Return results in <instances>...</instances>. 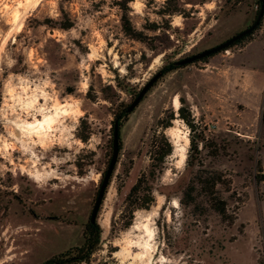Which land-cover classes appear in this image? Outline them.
<instances>
[{"label": "rangeland", "instance_id": "rangeland-1", "mask_svg": "<svg viewBox=\"0 0 264 264\" xmlns=\"http://www.w3.org/2000/svg\"><path fill=\"white\" fill-rule=\"evenodd\" d=\"M260 4L0 0V264L82 244L114 115L158 71L119 128L100 241L77 264H264V11L249 36L163 72L249 27ZM201 170L222 173L225 216Z\"/></svg>", "mask_w": 264, "mask_h": 264}, {"label": "trees", "instance_id": "trees-1", "mask_svg": "<svg viewBox=\"0 0 264 264\" xmlns=\"http://www.w3.org/2000/svg\"><path fill=\"white\" fill-rule=\"evenodd\" d=\"M261 5H263V2H261L260 7ZM125 31H127L128 33H132V28L128 21L125 24ZM245 37H242L241 39ZM173 65L175 64L173 63L171 66L165 67L163 69V72H167L170 69H172ZM126 108L121 109L114 115V119L112 121V131H113V127L115 124H117L118 129H119L120 126L122 125V122L126 119L129 113L126 111ZM263 122H264V115H263ZM166 144L168 145V150L166 153H169L171 152V146L169 142H167V140H166ZM201 172H204L205 174L202 175L199 173V175H197L196 182L205 185V194L208 197V204L210 205V207L213 208L216 212H218L221 216H225V203L221 198L218 197L217 190H216V185L222 183V179H223L222 173L217 172V171H205V170H201ZM142 181L143 180L139 178L137 182L132 186L131 192L138 193L144 190L145 188L142 186ZM146 190L149 191V189H146ZM194 190H195V187L193 185L188 186L183 191L182 197L180 198V202L184 204L193 203L195 199ZM152 200H153L152 197H150L146 200V203H149ZM100 235H101V228L97 222V219L95 222H90V220H88V222L85 225L84 231H83V242L81 245L72 247L63 253L54 255L46 259L45 261L41 262L40 264L87 263L90 260V256L92 255V253L94 252V250L99 244Z\"/></svg>", "mask_w": 264, "mask_h": 264}, {"label": "water", "instance_id": "water-1", "mask_svg": "<svg viewBox=\"0 0 264 264\" xmlns=\"http://www.w3.org/2000/svg\"><path fill=\"white\" fill-rule=\"evenodd\" d=\"M260 1L263 2V0H260ZM263 11H264L263 5H261L254 22L249 27H247L246 29L237 32L236 34H234L233 36H231L230 38H228L224 42H221L220 44H217L211 48H207V49L202 50L198 53H195V54H192V55L187 56L185 58H182L180 60H177L176 62H174V64L176 66H184V65L193 63L195 61H199L202 58L211 56L212 54H215L221 50L226 49L230 45L234 44L237 40H239L242 37H245V36L249 35L251 32H253V30L257 27V25L260 22V19L263 16ZM160 76H161V71H158L142 86V88L139 90V92L134 97L132 102H130V104L127 106V108H126L127 112H132L134 110V108L139 104V102L142 100L144 95L151 88V86H153L154 82ZM118 151H119V129H118L117 124H115L113 127V136H112V154H111L108 166H107V168H106V170L102 176V179H101V182L99 185V189L97 192V196H96L95 201H94L93 206H92V210H91L90 217H89L90 222H95L97 219V213H98V210L100 208L101 202L103 200L105 190H106L107 186L109 185L111 175L114 171V168H115V165L117 162Z\"/></svg>", "mask_w": 264, "mask_h": 264}, {"label": "bare ground", "instance_id": "bare-ground-1", "mask_svg": "<svg viewBox=\"0 0 264 264\" xmlns=\"http://www.w3.org/2000/svg\"><path fill=\"white\" fill-rule=\"evenodd\" d=\"M174 105H175V108L177 109V108H178V105H179V101H178L177 98L175 99V103H174ZM46 118H48V117H46ZM47 120H50V119H46V120H44V122L47 121ZM52 121H53V120H52ZM44 122H41V121L39 122V124L41 125V127L43 126V123H44ZM48 123H49V122H48ZM32 126H33V125H32ZM46 126H47V125H46ZM33 128H34V127H33ZM42 128H43V127H42ZM40 129H41V128H40ZM39 131H40V130H39ZM185 139H186V142L188 143V142H189V139H188L187 136L185 137Z\"/></svg>", "mask_w": 264, "mask_h": 264}]
</instances>
